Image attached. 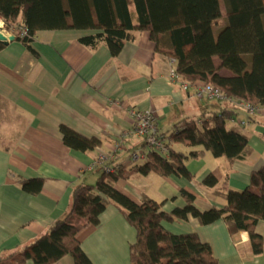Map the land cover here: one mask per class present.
Listing matches in <instances>:
<instances>
[{
  "label": "crops",
  "instance_id": "1",
  "mask_svg": "<svg viewBox=\"0 0 264 264\" xmlns=\"http://www.w3.org/2000/svg\"><path fill=\"white\" fill-rule=\"evenodd\" d=\"M90 33L93 31L42 30L34 36L32 50L16 38L0 49V253L32 241L64 217L74 185L94 184L98 173L89 166L129 129L128 108L154 110L161 134L178 122L199 119L224 106L198 99L192 89L183 90L171 82L174 61L155 51L148 32L136 33L117 56L104 43L91 48L79 41ZM229 108L235 111L233 118L247 123H227L247 135L251 148L247 158L229 163L208 151L187 157L184 163L193 174L190 180L153 172L142 175L134 166L126 167L127 178L118 179L116 189L137 203L143 195L164 201L165 211L184 205L182 189L194 195L199 209L221 208L224 200L201 185V180L212 174L218 186L225 180L229 188L243 190L251 171L264 165V111L248 116L235 106ZM62 125L100 139L101 145L85 152L69 148L62 141ZM141 143L137 137L125 138L115 162L121 163ZM170 146L186 155L202 150V146ZM32 178L43 180L36 194L24 191L18 182ZM162 225L176 234L195 232L211 247L218 264H264V220L256 225L263 239L258 255L250 251L248 233L229 234L222 219L202 225L188 216ZM135 238V229L112 204L101 213L99 225H85L77 233L92 264H130V245ZM72 263V257L66 255L53 264Z\"/></svg>",
  "mask_w": 264,
  "mask_h": 264
},
{
  "label": "trees",
  "instance_id": "2",
  "mask_svg": "<svg viewBox=\"0 0 264 264\" xmlns=\"http://www.w3.org/2000/svg\"><path fill=\"white\" fill-rule=\"evenodd\" d=\"M226 25L217 35L213 25L222 17L220 0H0V19L8 29L23 26L26 34L15 35L28 49L38 31L87 30L79 41L95 48L104 43L117 56L127 41L138 32H148L155 51L174 61L176 73L187 82H207L227 97L264 108V0H224ZM5 42L0 41V49ZM216 60L219 63H216ZM226 73H224V72ZM216 112L198 119L176 123L160 136L166 140L168 156L148 152L145 162L134 166L142 174L175 175L192 179L186 167L187 157L208 151L229 163L243 160L251 153L246 134L229 128L235 115L230 102ZM63 143L77 151H89L101 145L96 137H86L64 125L60 126ZM170 143L202 146L188 155L174 150ZM94 184L73 186L68 210L32 241L9 252L0 253V264H53L63 256L72 264H92L77 239L85 225H99L100 215L112 204L135 229L130 245V264H218L211 247L195 232L176 234L163 222L196 218L200 224L222 219L229 234L248 233L253 255L262 252V236L256 225L264 220V165L251 171L243 190L229 188L224 180L207 174L200 182L224 200L221 208L199 209L195 197L180 191L184 205L171 211L162 209L164 201L143 195L137 203L116 189L115 182L127 178L120 164L113 172L97 170ZM21 188L36 194L41 178L19 179ZM175 199V198H173Z\"/></svg>",
  "mask_w": 264,
  "mask_h": 264
},
{
  "label": "built area",
  "instance_id": "3",
  "mask_svg": "<svg viewBox=\"0 0 264 264\" xmlns=\"http://www.w3.org/2000/svg\"><path fill=\"white\" fill-rule=\"evenodd\" d=\"M0 32L6 36H23L26 30L23 26H11L6 28L4 23L0 24ZM170 81L176 83L183 90L194 91V96L198 99L214 100L219 102H230L236 108L244 111L248 116L256 113H262L264 108H259L251 105L246 101L235 100L227 97L222 91L214 87L210 83L197 81L187 82L183 80L175 71L174 66L170 69ZM128 116L131 119L129 129L120 135L119 139L112 143L111 149L108 153L100 154L93 163L89 166L90 171L103 170L113 172L117 165L120 164L124 168L133 167L139 163L145 162L148 159V152L152 151L162 156H168V148L166 140L160 136L157 128V114L152 109H136L128 108ZM241 126L247 123L245 120L230 119ZM128 137H137L141 139L140 147L131 150L127 157L121 162L116 163L117 155L123 150V140Z\"/></svg>",
  "mask_w": 264,
  "mask_h": 264
},
{
  "label": "rangeland",
  "instance_id": "4",
  "mask_svg": "<svg viewBox=\"0 0 264 264\" xmlns=\"http://www.w3.org/2000/svg\"><path fill=\"white\" fill-rule=\"evenodd\" d=\"M220 4H221L222 17L219 18L217 23L213 25V32L215 35H217L219 30L222 29L226 25V18H225L226 11H225L224 0H220ZM262 115L264 114L262 113Z\"/></svg>",
  "mask_w": 264,
  "mask_h": 264
},
{
  "label": "water",
  "instance_id": "5",
  "mask_svg": "<svg viewBox=\"0 0 264 264\" xmlns=\"http://www.w3.org/2000/svg\"><path fill=\"white\" fill-rule=\"evenodd\" d=\"M14 36L13 35H11V36H6V35H4L2 32H0V41H2V42H6V41H12V40H14Z\"/></svg>",
  "mask_w": 264,
  "mask_h": 264
},
{
  "label": "bare ground",
  "instance_id": "6",
  "mask_svg": "<svg viewBox=\"0 0 264 264\" xmlns=\"http://www.w3.org/2000/svg\"><path fill=\"white\" fill-rule=\"evenodd\" d=\"M0 24H1V22H0Z\"/></svg>",
  "mask_w": 264,
  "mask_h": 264
}]
</instances>
